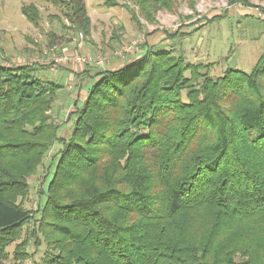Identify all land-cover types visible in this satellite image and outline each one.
<instances>
[{
	"label": "trees",
	"instance_id": "1",
	"mask_svg": "<svg viewBox=\"0 0 264 264\" xmlns=\"http://www.w3.org/2000/svg\"><path fill=\"white\" fill-rule=\"evenodd\" d=\"M46 1L88 32L83 0ZM134 1L148 20L178 4ZM21 12L38 25L34 4ZM135 51L94 70L67 137L48 113L63 85L0 62V264L36 214L35 264H264V54L249 72L213 76L172 49ZM55 142L51 177L26 209L23 178Z\"/></svg>",
	"mask_w": 264,
	"mask_h": 264
},
{
	"label": "rangeland",
	"instance_id": "2",
	"mask_svg": "<svg viewBox=\"0 0 264 264\" xmlns=\"http://www.w3.org/2000/svg\"><path fill=\"white\" fill-rule=\"evenodd\" d=\"M115 1L116 5L108 6L103 0H83L89 18L86 32L75 27L76 16L70 19L62 6L46 0H0L2 61L15 66L35 64L36 77L63 85L48 112L59 125V136L67 137L71 130L73 117L66 120L73 110V99H83L86 94L83 90L94 82L81 75L80 66L82 71L94 72L96 68L109 67L114 60L127 61L146 44L172 49L185 64H210L203 69L217 76L227 68L249 72L264 54V0H196L193 8L185 0H178L173 11L159 10L152 20L146 19L134 0ZM30 3L37 7V26L21 12V6ZM80 32L84 37H79ZM174 32L177 34L172 35ZM131 46L133 51L117 56L120 50ZM72 51L92 58L104 57L105 64L100 67L94 63L77 65L53 60ZM20 60L25 62L20 64ZM70 71L74 73L72 78ZM60 147L55 142L33 174L23 178L26 193L15 199L26 209H37L41 186L48 172L46 180L51 177ZM35 218L32 215L18 237L7 244L1 264H16L17 251L19 257L27 256L21 264L39 262L45 253V243H35L40 234L33 232L39 222L37 214Z\"/></svg>",
	"mask_w": 264,
	"mask_h": 264
},
{
	"label": "built area",
	"instance_id": "3",
	"mask_svg": "<svg viewBox=\"0 0 264 264\" xmlns=\"http://www.w3.org/2000/svg\"><path fill=\"white\" fill-rule=\"evenodd\" d=\"M79 37L80 38L84 37L82 32L79 33ZM132 49H134V46H131L130 49L126 48V49L120 50L117 53V56L122 57L125 54V52L129 53V52L133 51ZM53 60L57 63H68L69 61H71L72 64H77V65H82L83 63H87V64L88 63H94L96 66L102 67L105 64L106 58H104V57L92 58L89 55L78 54V53H75L72 51V52H64L63 55H61L59 57H55ZM20 61H21L20 64L25 62L24 60H20ZM0 62H5V61H2L1 56H0Z\"/></svg>",
	"mask_w": 264,
	"mask_h": 264
},
{
	"label": "crops",
	"instance_id": "4",
	"mask_svg": "<svg viewBox=\"0 0 264 264\" xmlns=\"http://www.w3.org/2000/svg\"><path fill=\"white\" fill-rule=\"evenodd\" d=\"M67 50V49H66ZM69 51V50H68ZM122 63L121 60H114L113 62H111L110 66L108 68H115L117 66H119L120 64ZM80 71H82V66H80ZM85 73L83 75H85L89 80L92 79L91 75L94 73V72H89L87 73L86 69L84 70ZM74 76V73L72 71H70V77L72 78ZM84 91V90H83Z\"/></svg>",
	"mask_w": 264,
	"mask_h": 264
}]
</instances>
